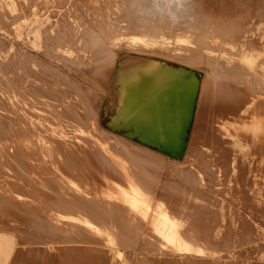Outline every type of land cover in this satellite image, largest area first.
<instances>
[{
	"label": "rangeland",
	"instance_id": "rangeland-1",
	"mask_svg": "<svg viewBox=\"0 0 264 264\" xmlns=\"http://www.w3.org/2000/svg\"><path fill=\"white\" fill-rule=\"evenodd\" d=\"M23 1L17 2L21 9L0 12V263L264 264V200L257 204L261 196L247 190L246 159L215 130L226 128V119H235V112L222 98L231 102L223 90L225 81L216 75L222 70L219 62L215 56L207 61L198 44L202 33H238L248 37V50L260 52L264 0ZM71 29L72 44L77 41L89 53L59 46L56 51L64 58L58 60L33 48H43L45 41L56 47L59 33ZM130 35L149 41L132 46ZM157 36L171 43L169 55L176 63L157 53ZM115 45L125 48L117 51V62L111 52ZM126 49L136 57L195 71L202 81L198 99L201 95L208 105L191 159L186 151L169 160L175 157L141 147L126 130L112 131L121 129L111 119L117 113L114 75ZM100 62L106 65L101 82ZM67 64L75 69L68 70ZM240 95L235 107L246 113L249 99ZM89 102L97 106L96 127L130 150L153 178L139 174L146 186L137 187L132 180L128 185L114 174L110 161L91 154L87 133L80 134L83 120L91 117ZM194 123L195 115L187 148ZM144 153L155 157L154 166L146 164L150 156ZM156 159L172 167L163 168ZM104 179L124 190L130 202L116 198L108 203L102 192L117 190L103 189ZM84 187L92 200L82 195ZM109 247L124 254H112Z\"/></svg>",
	"mask_w": 264,
	"mask_h": 264
},
{
	"label": "bare ground",
	"instance_id": "bare-ground-1",
	"mask_svg": "<svg viewBox=\"0 0 264 264\" xmlns=\"http://www.w3.org/2000/svg\"><path fill=\"white\" fill-rule=\"evenodd\" d=\"M258 30L263 33L264 27H258ZM234 34H236V36L202 33L199 37L198 44L199 47L201 46V51L204 58H207V61L210 60L208 58L209 56H215L216 60L219 62L222 70L217 71L216 75L225 81L222 85L223 90L230 96L231 102L228 99L226 100L225 95L222 98L225 101V105L231 108L232 112H235V119H233V117L229 120L226 119V128L223 127L215 130L218 135L221 136L223 143L235 148L234 151L239 158L246 159L244 162L246 163L247 172H249L247 190H251L254 197L261 196L262 200L256 199V201H258L257 204H263L264 43L261 44L260 52L252 49L248 50V37L239 36L238 33ZM156 40L157 42L155 45L158 50L157 53L166 58V61L171 60L176 63L175 57L169 55L172 45L166 37L164 40V37L161 39V36H157ZM148 41L149 38L136 40L131 35L127 39V43L132 46H135L137 42L148 43ZM108 52L109 51H102L100 54L104 55ZM119 65L114 77L116 76L117 81H120L121 85L118 91L113 93V95L116 94L117 97V113L114 118L111 119V123L117 128L125 129L127 134L135 138L138 143H142L144 146L147 145L146 147L148 148H155L165 155L178 158L177 156L185 155L187 151L188 159L194 157L195 148L198 146L200 140L199 128L203 110L208 104L202 102L201 95H199L198 99L197 92L199 87L196 85V81L190 77L192 74L186 71L187 78L182 79L179 77L177 69L175 70L173 65L155 60V63L153 62V65L151 64V67H149L147 73L148 77L140 78V76L135 75L131 79L130 77L125 78L123 75L118 76V74L120 75L121 71H126L125 68L131 70L132 73H136V71L139 70L141 72L143 70L145 71L142 67V60L133 58L126 63L120 62ZM147 70L148 69H146V71ZM179 70L183 71V69ZM203 71L205 72V69ZM128 76H130V74H128ZM71 87L75 88V85H71ZM205 87H207V82L204 89ZM73 93L80 99H84L85 97L84 95L77 94L76 90H73ZM240 93H244L245 97L249 99L250 109H248L246 113L240 110L242 106L237 109L235 107L237 105L236 102L241 98ZM95 101L98 100L95 99ZM93 102H91L92 104L89 102L91 117L88 115L87 119L83 120L85 126L83 125L82 131H80L81 135L85 132L87 133L86 136L89 142L88 147L94 149L93 152L90 150L89 153L92 152L91 154H93L94 157L105 158L110 161L111 163L108 165L112 167L114 174L123 177L122 180L128 182V185L132 186L130 184L132 180L136 185L138 184L137 187L141 186V184L146 186L141 182L139 174L145 176L144 178H150H146L147 180H153V178L147 175V171L137 162L136 157L131 151L125 146L119 145L118 141L114 140L109 132L96 127L94 121L97 118L98 110H96L97 106H94ZM192 114H195V123L187 148V146L185 147L184 137ZM52 136L54 137V135ZM78 151L82 153L81 148ZM145 155L150 156L149 153ZM154 158L155 157L152 156L146 157V164L154 166L155 164H152L155 160ZM176 158L170 157V159ZM156 162L158 165L163 163L162 167L166 169H169V166H171L169 163L161 161V159H156ZM258 168L259 171H257ZM104 180L107 184L103 186V189H112L111 187H113V191L117 190V192L110 193L102 192L108 203L116 198L123 200L126 205L127 201L130 202V199L126 198L124 190L120 189V187L114 183L112 185L108 184L109 179ZM82 192L84 197L92 200L90 195L91 192L88 188L86 189V187H84ZM106 205L108 204L106 203ZM16 227L21 229L24 226L16 224ZM107 250L112 254H124L123 250L119 249L115 250L109 247Z\"/></svg>",
	"mask_w": 264,
	"mask_h": 264
},
{
	"label": "crops",
	"instance_id": "crops-1",
	"mask_svg": "<svg viewBox=\"0 0 264 264\" xmlns=\"http://www.w3.org/2000/svg\"><path fill=\"white\" fill-rule=\"evenodd\" d=\"M17 2H20V4L21 3H24V1L23 0H20V1H18L17 0ZM15 0H0V12H3V13H5V11L7 10V9H11V8H13L14 10L16 9V7H20L19 9H21V5L19 4V3H17ZM32 12L35 14L36 12H37V9L35 8H32ZM19 18H20V16H19ZM17 19H18V17H17ZM74 28V27H73ZM72 31H75V29H71L70 31H68V32H62V33H59V35H58V37H57V40H58V42H57V45H56V47H54L50 42L48 43V41H45V45H44V47L43 48H37L36 46H33V48L35 49V50H40L42 53H43V55L44 54H50L52 57H54V58H57L58 60H59V58H64V56H62V55H60V53H57V51H56V49H58V47L60 46V47H62V48H64V47H67L68 49L70 48V47H72V48H75L74 50H73V52L77 49L78 51L77 52H83V53H89L90 52V50H88V51H83V50H81L80 48H79V44H76L77 43V41L76 42H74L73 44H72V41H71V38H72ZM133 31V30H132ZM115 36H119V34H116ZM66 37V41H67V43L65 44V40H64V38ZM62 42H64L63 44H62ZM88 49H90V47H88ZM121 49H125L124 47H119L118 45H115L114 46V49H112L111 50V52H113L114 53V61L115 62H117V58H116V55H117V51L118 50H121ZM127 51V54L124 56V58L122 57L121 59H122V61L121 62H124V63H126V62H128V61H131L133 58H139V59H141L142 60V67L145 69V71L143 70L142 72L139 70V71H136V73L135 72H133L132 73V71L131 70H128L127 68H125V70L126 71H128V72H126V71H124V72H120V75L118 74V76H124L125 78L126 77H130L131 79L135 76V75H137V76H140V78L141 77H143V78H145V77H148V75H147V73H148V71H149V67H151V64L153 65V62L155 63V60L152 58V57H149V56H143V55H139V57H136V56H134V55H136V54H134V53H132L131 51H129L128 49H126ZM22 53H20V54H22V55H24L25 57H29V58H31V59H34V60H38V61H46V62H48L47 60H43V59H40L39 57H37V56H35V55H33V54H30V53H28V52H25V51H21ZM72 52V53H73ZM129 57V58H128ZM47 58V57H46ZM71 58H72V56H68L67 57V59H70L71 60ZM83 58H85V56H83ZM116 58V59H115ZM49 59V58H48ZM100 59H101V56H100ZM120 59V60H121ZM148 59V60H147ZM50 62V61H49ZM103 62H100V65H99V72H98V78L100 79V82L102 81V79L106 76L105 75V73H106V65H103L102 64ZM53 65V64H52ZM54 66V65H53ZM57 67V66H56ZM173 67L175 68V70L177 69V73H178V75H179V77L180 78H182V79H186L187 78V72L186 71H184V70H187V69H184L183 71L182 70H179V69H181V68H179L178 69V67L176 68V65L174 66L173 65ZM63 68H64V66H63ZM66 68L68 69V70H70V69H75V67L74 66H72V65H70V64H67L66 65ZM146 69H148L147 71H146ZM183 69V68H182ZM119 71H120V69H119ZM131 71V72H130ZM69 72V71H68ZM140 72V73H139ZM70 74H73V73H71V72H69ZM119 73V72H118ZM128 74H130V76H128ZM132 74V75H131ZM68 76H70L69 74H67ZM74 75V74H73ZM125 75H127V76H125ZM144 75V76H143ZM147 75V76H146ZM192 79H194L195 81H196V85L199 87L200 85H201V83H202V81H200V80H198V78H197V76H196V74H195V71H193L192 72V75L190 76ZM119 83V84H118ZM198 83V84H197ZM117 88H116V90H118V88H119V86H120V81L118 82L117 81ZM198 90H199V88H198ZM197 94H198V92H197ZM114 97V99H115V101L117 100V97L116 96H113ZM194 113V112H193ZM194 115L195 114H192L191 115V118L189 119V126H188V128L186 129V135H185V137H184V141H185V147L187 146V142H186V139H187V136H188V131H189V128H190V126H191V121H192V119H193V117H194ZM110 130H111V127H110ZM122 130H125V129H112V131L113 132H115V131H122ZM139 144H141V145H144V144H142V143H139ZM138 144V145H139ZM140 145V146H141ZM147 145H145V146H141V147H143V148H146V149H150V148H148V147H146ZM152 147H155V146H152ZM151 150V149H150ZM181 156H184V155H180V156H177V157H181ZM176 158V157H175ZM168 159H169V157H168ZM169 160H171V159H169Z\"/></svg>",
	"mask_w": 264,
	"mask_h": 264
}]
</instances>
